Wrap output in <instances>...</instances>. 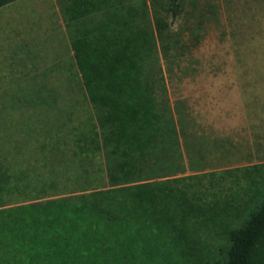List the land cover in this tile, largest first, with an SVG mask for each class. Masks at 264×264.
I'll return each mask as SVG.
<instances>
[{
    "label": "trees",
    "instance_id": "1",
    "mask_svg": "<svg viewBox=\"0 0 264 264\" xmlns=\"http://www.w3.org/2000/svg\"><path fill=\"white\" fill-rule=\"evenodd\" d=\"M58 4L92 116L44 141L48 153L69 146L78 163L65 182L79 186L80 174L82 187L54 196L72 190L50 176L56 169L0 151V264H264V164L177 176L182 156L145 2ZM169 5L174 19L180 0Z\"/></svg>",
    "mask_w": 264,
    "mask_h": 264
},
{
    "label": "rangeland",
    "instance_id": "2",
    "mask_svg": "<svg viewBox=\"0 0 264 264\" xmlns=\"http://www.w3.org/2000/svg\"><path fill=\"white\" fill-rule=\"evenodd\" d=\"M142 1L182 156L177 176L264 164V0H180L174 19L169 0H124ZM91 116L58 0L1 7L0 151L17 148L15 164L48 165L64 183L77 157L69 146L46 152L44 140ZM65 162L73 169L63 172ZM94 162L103 168L100 156ZM96 174L95 188L105 187L103 169ZM77 175L79 186L72 178V190L54 196L77 193Z\"/></svg>",
    "mask_w": 264,
    "mask_h": 264
}]
</instances>
